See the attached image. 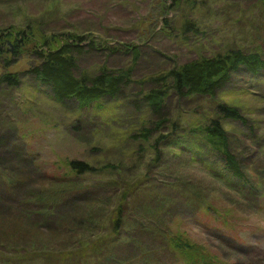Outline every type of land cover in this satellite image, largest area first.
Masks as SVG:
<instances>
[{
	"label": "rangeland",
	"instance_id": "374dc122",
	"mask_svg": "<svg viewBox=\"0 0 264 264\" xmlns=\"http://www.w3.org/2000/svg\"><path fill=\"white\" fill-rule=\"evenodd\" d=\"M172 4V0H0L3 32L12 26L21 30L28 24L38 26L40 19L47 32H89L98 49H83L78 74L83 70L95 74L103 65L111 71L131 70L130 83L116 98H105L88 109H80L75 100L58 102L51 88L33 77L22 78L21 85L15 87L2 82L0 139L5 140L0 156L4 175L9 178L12 169L19 172L22 166L29 179L26 189L16 196L12 193L13 199L7 200L9 193L0 189V216L18 220L16 208L22 201L28 196L35 198L31 193L53 194L50 181H59L56 178L60 176H73L76 184L84 186L82 198L104 196L107 208H113L123 190L118 186L107 190L106 183L124 176L137 180L138 189L122 200V228L112 238H104V260L97 256L100 263L119 260L122 264L120 260L127 258L134 264H188L167 238L156 235V228L158 232L167 230L170 236L181 235L214 263L264 264V186L248 191L222 171L218 157L185 152V147L171 143L170 138L155 148L153 140L141 142L134 137L146 123L151 126L164 117L187 129L204 126L216 117V101L236 105L247 122H222L234 152L246 167L245 178L255 183L264 178V70L257 75L240 70L217 92L216 101L204 96L178 101L173 95L160 117L152 115L143 100L157 87L152 77L185 62L213 56L230 46L264 50L260 0H181L169 8ZM50 6H54L53 13L45 16ZM187 20L195 24L188 28L183 25ZM17 29L7 30L15 37L19 36ZM79 35L88 39V34ZM9 41L7 55L12 57L9 53H14L15 43ZM32 44L20 43L9 66L0 59V79L7 72H23L38 63ZM169 132L170 126L164 127V133ZM13 146H19L25 157L14 158ZM73 160L90 164V172H72L68 162ZM162 199L170 206L161 213L156 205L159 207ZM112 222L106 217L98 234H110ZM48 230L41 228L44 234ZM98 234L93 237L90 233L91 247ZM58 242L53 238L51 247L60 248ZM24 255L25 264L45 262L37 255ZM12 262L8 247L0 246V264Z\"/></svg>",
	"mask_w": 264,
	"mask_h": 264
},
{
	"label": "trees",
	"instance_id": "16d2710c",
	"mask_svg": "<svg viewBox=\"0 0 264 264\" xmlns=\"http://www.w3.org/2000/svg\"><path fill=\"white\" fill-rule=\"evenodd\" d=\"M172 2L173 4L169 8L173 5H179L181 0H172ZM260 3V11L264 13V0H260ZM53 7L50 6L45 16L49 12L53 13ZM40 23H42L41 19L37 23L38 26L28 24L23 30L17 29L15 26L5 28V32L0 30V59L4 60L7 66L14 63L15 55H17L20 47L19 44L22 42L33 43L32 53L38 60V63L23 72L3 74L0 85L5 81L9 86L15 87L21 85L22 78L33 77L39 83L49 86L58 102L64 104L68 100H75L80 109H88L93 105L98 106L99 102L105 98H116L122 87L130 83L131 70L129 68L125 71H111L103 65L95 74L84 70L78 74V67L80 68L78 59L83 49L85 47L98 49V43L95 42L94 37H92L93 40H90L89 32L81 33L77 30L47 32ZM194 24L191 20H187L183 25L191 28ZM7 29L9 31L17 29L19 36L14 37L13 33ZM38 31L40 32L38 33ZM34 32L38 34H34ZM79 34H88V39ZM7 39L13 40L15 43L14 53H9L12 57L7 55V45L9 44ZM261 46L264 47V39ZM110 49L112 52L115 51L113 47ZM242 69L254 75L264 70V50H259V48L247 50L238 46H230L213 56H200L185 62L152 77L151 79L157 84V87L149 90L143 96V100L147 102L150 113L152 115L158 114L157 117L161 116L160 113L165 109L166 102L173 95L178 101L192 100L199 96L213 98L216 101L217 92ZM214 109L216 117L210 118L204 126H192L187 129L181 127L177 120L164 117L151 126L146 123L137 134L138 136L135 135L134 137H137L141 142L153 140L155 148L160 147L170 138L171 143L176 141L180 148L185 147V152L192 151L194 154H200L204 157L209 155L214 158L218 157L222 171L227 173L229 177L240 181L245 188H248V191L256 192L264 186V178L261 177V180L256 183L248 182L244 173L246 167L234 152L230 135L222 122L227 119L245 123L247 118L236 105L216 101ZM167 126H170L171 132L165 134L164 127ZM4 140V138L0 139V146ZM13 148L16 153L14 158L25 157L22 156L23 153L19 146L17 148L13 146ZM2 157L0 156V163L2 162L0 166V189L9 193L6 196L8 200L9 198L13 199V194L16 196L19 190L26 189L29 177L26 175L27 171L21 166L22 171L19 172L10 169V177L6 178L4 175L6 168L2 166L5 165ZM68 167L72 172L83 174L91 170L90 164L78 160L68 162ZM72 177L60 176L56 178L60 179L59 181L51 180L50 191L53 194L35 195L31 193L30 195L35 198L32 199L28 196L22 201V205L16 208L17 213L15 214H19L18 220L0 216V246L8 247V251L15 261L9 264H25L24 252L43 258L45 262L41 264H99L98 257L104 260V238H112L122 228V200L130 191L137 192L138 182L137 180L133 181V179H128L130 180L128 181L124 176L120 180L114 177L109 179L106 183L107 190H116L118 186L123 191H120L122 194L119 204L113 208H107V197L94 196L84 199L79 196L84 193L86 188L81 184H76ZM131 182L134 185H131ZM78 198L81 201L78 202L76 200ZM161 202V205L159 207L156 205V208L162 213L168 210L170 204L169 201H163V199ZM0 205L3 204L0 203ZM105 208L109 209L108 214L105 213ZM54 216H57V219ZM106 217L112 218L113 222L110 226V234L104 236L103 232L98 233ZM41 228L49 229L48 234L54 233V235L47 237L48 234H44ZM86 231L87 236L85 235ZM153 231L158 237L167 238L169 245L173 246L174 250L182 255L183 260L188 264H198L201 259L200 264H222L218 261L214 263L208 257L200 255L198 248L184 240L181 235L173 234L170 236L167 230L158 232L156 228H153ZM90 233H93V237L99 235L97 237L99 239L93 243L92 247L89 244ZM53 238L59 240L57 245L60 248L51 247ZM142 253L147 255L146 251ZM153 253H155L154 250ZM91 254L93 259H89ZM193 254L199 258L197 259ZM200 256L202 257L200 258ZM97 261L99 263H96ZM120 261H124L122 264H134L127 258ZM109 264H119V260L117 263L112 261Z\"/></svg>",
	"mask_w": 264,
	"mask_h": 264
},
{
	"label": "water",
	"instance_id": "95a60500",
	"mask_svg": "<svg viewBox=\"0 0 264 264\" xmlns=\"http://www.w3.org/2000/svg\"><path fill=\"white\" fill-rule=\"evenodd\" d=\"M9 44H11V41H9Z\"/></svg>",
	"mask_w": 264,
	"mask_h": 264
}]
</instances>
